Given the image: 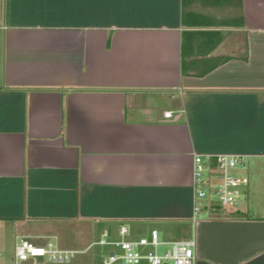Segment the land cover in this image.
<instances>
[{
    "label": "crops",
    "instance_id": "0c3cea01",
    "mask_svg": "<svg viewBox=\"0 0 264 264\" xmlns=\"http://www.w3.org/2000/svg\"><path fill=\"white\" fill-rule=\"evenodd\" d=\"M223 153L264 155V0H0V264L122 226L264 264V216L195 217L194 157Z\"/></svg>",
    "mask_w": 264,
    "mask_h": 264
},
{
    "label": "built area",
    "instance_id": "2783aa9c",
    "mask_svg": "<svg viewBox=\"0 0 264 264\" xmlns=\"http://www.w3.org/2000/svg\"><path fill=\"white\" fill-rule=\"evenodd\" d=\"M165 118H173V112H165ZM248 155L223 153L194 157V214L216 213L223 208H234L239 203L240 188L248 183L240 168L247 163ZM128 229L120 228V240H109L108 235L98 243L111 245L103 264H115L123 260L126 264H195L196 241L194 239L180 241H162L160 233L154 229L148 236L127 239ZM170 246L163 254L157 252L160 246ZM153 247L155 251L147 248ZM81 251L61 246L57 237H52L45 246H38L25 239L15 244V264H24L29 260L45 258L53 264H69ZM83 252V251H82Z\"/></svg>",
    "mask_w": 264,
    "mask_h": 264
},
{
    "label": "rangeland",
    "instance_id": "374dc122",
    "mask_svg": "<svg viewBox=\"0 0 264 264\" xmlns=\"http://www.w3.org/2000/svg\"><path fill=\"white\" fill-rule=\"evenodd\" d=\"M240 170L242 175L246 176L248 179V183L244 186H241L240 188L241 194L239 195L240 198L239 203H241V201L243 203L237 205L234 208H223L220 211L226 213V212L235 211L237 209H244V207L247 206V208H245L246 210L245 209L244 210L249 212L251 215L264 216V155H256V156L250 155L247 158L246 165L240 168ZM155 226L160 227L159 225H155ZM160 230H164L163 227H160ZM168 230L170 231V229ZM100 239H101V232H98L97 235L94 238H92L88 244H90L92 241H95L97 243L92 244L90 249L87 250L86 252H82V251L87 249L88 246L87 244L78 245L76 249H78L81 252H79L74 257L72 264L81 258H87V257H90V259H92L94 264H101L106 259L108 252L111 248L112 249L115 248L118 250V252H120V249L116 248L115 246L99 244L98 242L100 241ZM120 239L121 237L114 240H120ZM169 240L172 239L169 238ZM33 243H35L38 246L46 245L45 242L44 243L33 242ZM169 248L170 246L163 245L157 249V252L163 254ZM147 249L150 251H155L153 247H149ZM44 260H45L44 258L43 259L37 258L36 263H40ZM115 264H126V263L123 260H120Z\"/></svg>",
    "mask_w": 264,
    "mask_h": 264
},
{
    "label": "water",
    "instance_id": "95a60500",
    "mask_svg": "<svg viewBox=\"0 0 264 264\" xmlns=\"http://www.w3.org/2000/svg\"><path fill=\"white\" fill-rule=\"evenodd\" d=\"M34 263V260H29L27 262H25L24 264H33Z\"/></svg>",
    "mask_w": 264,
    "mask_h": 264
},
{
    "label": "trees",
    "instance_id": "16d2710c",
    "mask_svg": "<svg viewBox=\"0 0 264 264\" xmlns=\"http://www.w3.org/2000/svg\"><path fill=\"white\" fill-rule=\"evenodd\" d=\"M192 35L194 36V35H196V33L194 34V33H192ZM183 47L185 48V46L183 45ZM186 70V69H185Z\"/></svg>",
    "mask_w": 264,
    "mask_h": 264
}]
</instances>
